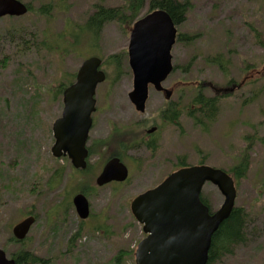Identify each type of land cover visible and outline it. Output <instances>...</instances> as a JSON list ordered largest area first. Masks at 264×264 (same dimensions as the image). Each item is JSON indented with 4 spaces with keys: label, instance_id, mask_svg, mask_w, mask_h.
<instances>
[{
    "label": "rangeland",
    "instance_id": "rangeland-1",
    "mask_svg": "<svg viewBox=\"0 0 264 264\" xmlns=\"http://www.w3.org/2000/svg\"><path fill=\"white\" fill-rule=\"evenodd\" d=\"M21 1L31 3L35 9L47 4L45 0ZM192 3L186 21L177 28L179 34L198 37L191 42L177 40L172 56L178 68L164 87L173 91L174 100L180 93L190 95L193 89L189 88L198 83L225 88L233 81L240 85L239 90L220 100L218 120L207 131L182 118V131L169 123L165 132L158 134L161 143L152 157L146 152H133L139 158L125 160L131 169L125 184L96 189L94 181L100 170L95 174L91 169L86 182L96 191L88 197L87 220L79 218L73 204L66 203L67 210L61 207L68 186L67 201L72 203L78 191L75 193L77 185L70 183L74 177L71 162L56 159L51 152L55 141L52 126L63 110V95L53 89L60 82H69V76L77 73L84 59L93 55L106 60L121 54L122 76L97 89L90 142L107 138L116 122L118 127H128L145 117H156L164 96L150 89L146 113L135 111L128 98L133 89L127 53L130 30L126 32L117 23L104 26L94 49L81 46V57L73 53L65 56L46 46L57 43L56 37L65 32L67 21L84 25L95 5L118 8L124 1L54 0L46 15L34 12L0 21V161L5 165L0 167V249L10 257L25 250L38 257L40 264H115L119 256L120 264H136L135 251L144 233L131 213L134 197L160 184L181 160L189 165L202 161L228 171L250 145L249 170L237 185L236 199V205L250 215L246 240L216 264H264V47L257 38L261 34L264 39V0ZM148 9L149 0H145L139 18ZM68 33L71 36L67 41L72 44L74 36L86 42L89 38L88 33L76 28ZM218 54L229 63L228 78L207 62ZM205 95L216 94L205 90ZM98 149L101 155H107ZM98 160L92 158L90 165L98 166ZM58 169L64 175L59 183L54 178L51 188L48 182ZM202 197L213 212L224 202V196L211 183L205 185ZM31 213L37 221L25 242H9L13 227ZM79 231L80 236L73 240Z\"/></svg>",
    "mask_w": 264,
    "mask_h": 264
},
{
    "label": "water",
    "instance_id": "water-1",
    "mask_svg": "<svg viewBox=\"0 0 264 264\" xmlns=\"http://www.w3.org/2000/svg\"><path fill=\"white\" fill-rule=\"evenodd\" d=\"M28 13L26 4L19 0H0V19L23 17ZM177 28L169 13L156 10L138 20L130 34L129 65L133 72L131 103L145 113L150 86L171 98L172 91L163 83L174 70L172 49L176 43ZM102 60H85L76 82L63 93L64 108L53 124L55 158L68 157L75 169H86V148L92 114L96 111L95 94L99 84L106 80L101 69ZM156 128L149 132L154 133ZM129 178V170L118 158L110 160L96 180L99 187ZM216 186L224 196L221 208L210 212L201 194L205 184ZM237 188L235 180L226 172L210 166L182 168L172 173L159 186L137 196L131 203L135 219L143 225L147 235L136 250V264H208L214 234L235 209ZM76 212L82 220L90 215L87 197L77 194L73 198ZM29 216L13 228L14 238L24 241L32 226ZM0 264H17L0 249Z\"/></svg>",
    "mask_w": 264,
    "mask_h": 264
},
{
    "label": "trees",
    "instance_id": "trees-1",
    "mask_svg": "<svg viewBox=\"0 0 264 264\" xmlns=\"http://www.w3.org/2000/svg\"><path fill=\"white\" fill-rule=\"evenodd\" d=\"M47 1V4L42 5L40 8L35 9V7L28 3L27 6L29 8V14L31 13H37V14H47L50 9L52 8V4L54 0H45ZM124 4L123 6H120L118 8H106L103 6L95 5V12L89 17L87 22L84 25H73L69 21H67L66 29L63 34L57 35L56 41L57 43L54 45H47L46 47L48 50H60L63 52L65 56L69 54H78L80 57L83 54V52H80V47L84 46V49L87 50V48L94 49L97 47V43L99 41L100 33L102 32L104 26L108 23H117L118 25L122 26L123 29L128 32L130 28L132 27V24L136 21V19L140 16V13L143 8V4L145 0H123ZM156 9H162L169 13V15L172 17L173 21L177 24H183L189 12L193 9V3L192 0H149V9L148 13L152 12ZM6 19H13V18H6ZM70 28H76L79 31L83 30L85 33H88L89 38H87V42L82 40L79 36H74V42L73 44L68 42V31ZM67 36V39H66ZM198 35L195 36H189L180 34L179 40L180 41H193L196 39ZM258 43L264 47V39H262L261 34L257 35ZM53 44V43H52ZM103 58V57H102ZM208 63L216 65L219 70L222 72L224 76L227 78L229 77L228 72V61L224 59V55L218 54L214 58H209L207 60ZM105 64L108 67L107 74L109 78L112 76H115V78H119L122 76V62H121V54H118L117 56H110L107 57L105 60ZM110 67V70H109ZM189 67V66H188ZM186 67L185 69H188ZM178 67L175 68V70ZM70 80L69 82H60L57 86V88L53 89V92L56 94L63 93L64 89L73 83V81L76 78V73L71 74L69 76ZM188 93L190 95L183 96L184 93L180 95L178 98L179 101H184L185 105L183 106L182 110L179 111H173V108L176 107L175 105L166 104L158 113L161 120H166L170 124H174L175 126L180 127L181 130V122H180V116L181 114H186L187 117L193 120L194 125L197 127L203 129V131H207L211 126H213L219 117L220 114V98L218 97H209V96H198L196 95L197 89L191 87ZM143 128L150 126L158 125L157 119H151L148 121H143L142 124ZM129 128H118L117 127V139L124 136V135H130L129 133H125L124 131H128ZM183 130V129H182ZM181 130V131H182ZM101 147H112V144L106 141L100 142ZM121 142L117 141V150L120 149ZM250 145L247 147L243 154H241L237 158L236 164L232 166V168L228 171H226L229 175H231L235 181L236 185L239 184V182L246 177V174L249 170L250 165V159H249V150ZM122 159L125 161L126 158L124 156H121ZM203 164V162H201ZM5 167L4 164L0 161V167ZM12 167L14 165H11ZM186 162H180L177 164V168L186 167ZM74 177L71 178L70 183L76 184V190L75 192H80L89 197L92 192L94 193V189L92 188V185L90 182H86L87 179L90 180V176L92 174L91 169H86L85 171H73ZM64 175V172L62 169H58L54 175L50 178L48 182V186L53 188V179L56 178L59 181L62 179V176ZM69 183V184H70ZM264 184V179H263ZM44 189V188H43ZM69 189V186L67 188L66 197H67V191ZM64 198V204L61 205L62 208L67 210L66 203L68 205H71V202L67 201V198ZM203 202L210 206L208 201L202 197ZM32 214V213H31ZM250 215L246 212L244 207H236L231 214V216L224 221V223L220 226L218 231L214 234L212 239V245L209 252V262L208 264H216L219 262H222L223 258L226 256H231L233 253V247L240 245L245 242L246 240V227L250 220ZM83 225V222L81 223ZM81 231H79L78 234L75 235V240L78 236H80ZM9 242L20 244L16 239L11 236L9 238ZM14 258L17 259L18 264H40L41 260L33 255L30 252H27L25 250H22L16 254L13 255ZM122 260V257H116L115 264H120ZM43 264V263H42Z\"/></svg>",
    "mask_w": 264,
    "mask_h": 264
},
{
    "label": "flooded vegetation",
    "instance_id": "flooded-vegetation-1",
    "mask_svg": "<svg viewBox=\"0 0 264 264\" xmlns=\"http://www.w3.org/2000/svg\"><path fill=\"white\" fill-rule=\"evenodd\" d=\"M231 86H232L231 89H228V88L220 89V91H221L220 95L221 96H226L227 93H229L231 91L233 92L234 89L238 88V86L236 84H233V83L231 84ZM161 95L164 96L163 106L166 105V104L175 105L176 107L173 108V111H179V110L183 109V104L184 103L182 101L168 99L162 93H161ZM197 95L198 96H204L205 94H203L202 92H199V93H197ZM150 118H152V117H149V118L145 117L142 120L138 121V123H136L132 127L133 131H132V135L131 136L128 137L127 135H124V136L120 137V142H121L122 145L120 146V149H118V150H117V122L115 124H113L114 127L113 126L110 127L109 135H108L107 138H105V139H96L95 141H91V142H90V139H89V143H88V159H89V163H90V160L92 158H98L99 160H98V166H91L90 165L91 167H87V169L97 168V172H98V169L101 172V170L104 167V165L109 160H111L113 158L120 159V161L128 167V165L125 163V161L122 159L121 156H124V158H126V160L131 159V160H135L136 161L139 157L134 156L132 154L133 152H136V153L137 152H146V153H149L150 157H152L153 153H155L156 149L159 147V143H161V138L158 136V134H160V135L163 134L165 132L166 128L169 127L170 124L166 120H158L161 124H160L159 127H157V131L154 134H151V133H149V129L147 127L143 128V127L139 126L140 123H142L143 121H146L147 119H150ZM182 118H186L189 121L193 122L192 119H190L189 117H187V115H185L183 113L180 116V119H182ZM172 125H174V124H172ZM175 127L178 128V129L180 128L178 126H175ZM103 140H110V143L113 145L112 147H113V150H114L113 152H111L112 150L110 149L109 152H111V153L108 152L106 156L101 155V153H100V151L98 149V147L100 146V141H103ZM101 151L103 152V150H101ZM199 153H200V151H199ZM188 166L189 165L187 164L186 167H188ZM181 168H184V167H181ZM181 168H179V169H181ZM129 170L131 171L130 168H129ZM113 184H116V183H112L110 185H113ZM150 189H152V188H149V189L145 190L144 192H146V191H148Z\"/></svg>",
    "mask_w": 264,
    "mask_h": 264
}]
</instances>
